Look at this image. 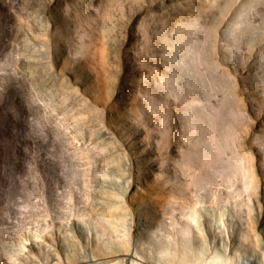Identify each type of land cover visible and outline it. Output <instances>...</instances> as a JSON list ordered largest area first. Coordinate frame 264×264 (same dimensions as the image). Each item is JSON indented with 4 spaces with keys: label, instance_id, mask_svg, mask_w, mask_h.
Listing matches in <instances>:
<instances>
[{
    "label": "rangeland",
    "instance_id": "rangeland-1",
    "mask_svg": "<svg viewBox=\"0 0 264 264\" xmlns=\"http://www.w3.org/2000/svg\"><path fill=\"white\" fill-rule=\"evenodd\" d=\"M158 203L264 247V0H0V256L132 248Z\"/></svg>",
    "mask_w": 264,
    "mask_h": 264
},
{
    "label": "bare ground",
    "instance_id": "bare-ground-1",
    "mask_svg": "<svg viewBox=\"0 0 264 264\" xmlns=\"http://www.w3.org/2000/svg\"><path fill=\"white\" fill-rule=\"evenodd\" d=\"M152 207L153 213L147 215V220L149 219L150 223L148 224L145 222L142 224V226L138 227L134 236L135 242L134 244L132 243V248L129 243L124 242L125 238L120 240L118 239L120 234L124 233V229L120 227V225L123 223L122 221L121 224L119 223V228H117H122L121 233H119L120 230L118 231L115 227H113L116 231H118V237L113 235L118 239V241L116 240V242H113L114 244L112 245H108L106 243L108 246L101 245L102 243L97 244L95 246L96 249L93 251V257H82V255L79 256V254L78 256H71L69 252L65 253L64 255L60 253L56 247L53 250L54 252H52V246L48 245L45 247L46 250H44L46 251L45 256H36L32 253L26 256L22 255L20 264H31L32 258L38 259L40 262L39 264H128V261L129 263L131 261L133 264H264V247L262 250H260V247L263 246L260 244L261 241L259 243L249 239L248 244L251 246L250 251L253 253L248 254L247 250L245 249L241 251H234V253L231 255L230 251L229 254L225 252L218 253V250H216L215 246L209 249L208 245H206L204 242L202 243V240L200 241L198 238L201 235L203 240H208V237H210V231L204 227V220L201 222H196V219L194 220L193 216L190 217L193 219L191 223L187 221V223L170 221L168 226L169 229L159 228L157 231L151 229L150 227L152 225H159L158 219H160V217H158V213H163V206L161 203L157 204V209H155L154 206ZM121 209L110 210L104 215L105 221L107 223L110 224L114 222V224L110 225V227L113 225H118L115 224V220L120 222V220L124 219L126 211ZM141 214L144 213L142 212ZM141 218L144 217H137V221L139 222L138 224H141ZM178 223L183 224V226L178 225ZM122 225L126 224L123 223ZM110 230H112V227ZM40 236L42 235H36L34 241H44L42 238H40ZM127 240L125 239V241ZM24 251L27 250L24 248ZM1 255L4 256H0V264L15 263L14 258L9 253L2 252ZM54 258L55 261H52Z\"/></svg>",
    "mask_w": 264,
    "mask_h": 264
}]
</instances>
